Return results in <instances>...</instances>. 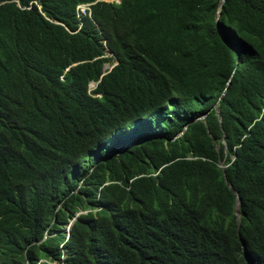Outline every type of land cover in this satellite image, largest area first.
<instances>
[{"label":"trees","instance_id":"16d2710c","mask_svg":"<svg viewBox=\"0 0 264 264\" xmlns=\"http://www.w3.org/2000/svg\"><path fill=\"white\" fill-rule=\"evenodd\" d=\"M93 1L0 0V264H264V0Z\"/></svg>","mask_w":264,"mask_h":264},{"label":"clouds","instance_id":"9594fccd","mask_svg":"<svg viewBox=\"0 0 264 264\" xmlns=\"http://www.w3.org/2000/svg\"><path fill=\"white\" fill-rule=\"evenodd\" d=\"M96 1H98V0H96ZM96 1L79 3V4H86V3H89L90 11H89V14L82 15V16H80V17H78V16H77V13H76V17H77L79 20H81V17H83V16H90V14H91V5L94 4ZM100 1H106V2H111V3H116V4H118V3H120L121 0H118V1H115V0H100ZM79 4H77V5H79ZM77 5H76V6H77ZM75 11H76V7H75ZM80 22H81V21H80ZM112 66H113V65L108 66V64H105V65H104V69H106V68H111ZM91 83H94V84H95V85H93V88H95L97 82H95V81H91V82H89V91H90L91 89H93V88H90V84H91ZM228 83H229V82H228ZM205 115H206V113H203V114L200 115L199 117L201 118V117H204ZM186 126H187V124L185 123L183 128L185 129ZM181 133H182V132H179L176 136H178V135L181 134ZM129 146H131V144H126V145H124V146L120 149V151L123 150V149L126 148V147H129ZM220 166H221L222 168L225 167V165H224L223 163H221ZM82 181H83V179L80 180L78 187H77L74 191H77V189L83 184ZM108 183H109V182H105V184H108ZM60 204H61V203H59V205H58L57 208L60 207ZM87 211H88V210H80V211L76 212L75 215H74V217H72L71 219H69V222H68L67 224L64 225V230L66 231L67 236L69 235L70 225H71V223L74 221L75 217L78 216L80 213H86ZM56 263H57V262H54V264H56Z\"/></svg>","mask_w":264,"mask_h":264},{"label":"bare ground","instance_id":"6f19581e","mask_svg":"<svg viewBox=\"0 0 264 264\" xmlns=\"http://www.w3.org/2000/svg\"><path fill=\"white\" fill-rule=\"evenodd\" d=\"M115 1H118V0H115ZM79 6H86L89 8V4H79ZM76 13H77V16L80 17L82 15L89 14V11L87 9H80V7H76Z\"/></svg>","mask_w":264,"mask_h":264},{"label":"built area","instance_id":"2783aa9c","mask_svg":"<svg viewBox=\"0 0 264 264\" xmlns=\"http://www.w3.org/2000/svg\"><path fill=\"white\" fill-rule=\"evenodd\" d=\"M76 7H80V9H87L88 11H90V8H88L86 6H79V5H77Z\"/></svg>","mask_w":264,"mask_h":264},{"label":"water","instance_id":"95a60500","mask_svg":"<svg viewBox=\"0 0 264 264\" xmlns=\"http://www.w3.org/2000/svg\"><path fill=\"white\" fill-rule=\"evenodd\" d=\"M224 0H221V3L223 2ZM221 9V4L219 5V10ZM218 10V11H219ZM229 83H227V85H228Z\"/></svg>","mask_w":264,"mask_h":264},{"label":"rangeland","instance_id":"374dc122","mask_svg":"<svg viewBox=\"0 0 264 264\" xmlns=\"http://www.w3.org/2000/svg\"><path fill=\"white\" fill-rule=\"evenodd\" d=\"M93 85H95V84H94V83H91V84H90V88H93Z\"/></svg>","mask_w":264,"mask_h":264}]
</instances>
